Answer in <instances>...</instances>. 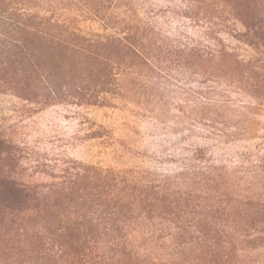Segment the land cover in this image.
Instances as JSON below:
<instances>
[{"label":"rangeland","instance_id":"374dc122","mask_svg":"<svg viewBox=\"0 0 264 264\" xmlns=\"http://www.w3.org/2000/svg\"><path fill=\"white\" fill-rule=\"evenodd\" d=\"M10 3L0 264H264V0ZM182 45L213 54L165 59ZM204 79L216 107L185 92Z\"/></svg>","mask_w":264,"mask_h":264},{"label":"trees","instance_id":"16d2710c","mask_svg":"<svg viewBox=\"0 0 264 264\" xmlns=\"http://www.w3.org/2000/svg\"><path fill=\"white\" fill-rule=\"evenodd\" d=\"M5 1L6 0H0V54H1V57L6 58L9 61L10 59H12L18 55H21L23 53L25 54V52L28 49V43H27L28 40H26L24 38L22 39V37L19 36V33H20L19 30H23V27L27 24L26 23L27 20L20 17V16H22L21 14H24V13L16 12L15 7L12 6L13 9H11V10L5 8V5L11 4L10 3L11 0L9 3L5 2ZM19 2H17L16 4H18ZM38 16L36 15L35 17H38ZM28 19H34V17L30 16V17H28ZM38 27H40V24L37 26L36 29H33L32 31H27L30 38L37 40V42L39 40H45V42H48L50 44V46H52V43H54L55 45H57L61 48H64V49L71 47V44H65L66 39H64V38H59V39L58 38H47L46 36H44L41 33V31H40V29H38ZM11 32H12V34H11ZM63 36L68 37V35L67 36L63 35ZM116 40H117V38H112V41H116ZM110 45H112V42ZM206 47L208 48V46H206ZM210 50H211V48L204 50L201 47H197V46L190 48L188 45H185V46L182 45L181 48L176 50V51H173V50L172 51L171 50L166 51L167 56H165V59L166 60L172 59L174 61L176 60L177 62L187 64L186 61L188 59L193 58L191 56L192 53L194 54L195 58L197 60H199L204 55L213 54V53H210V52H212ZM29 62L32 65L33 64L35 65V63H36V66L38 65L36 60L33 59V57L29 58ZM194 73H196L197 75L202 74V73H200V71L199 72L195 71ZM105 79H108L106 74H104V77H103V80H105ZM205 81H206V79L199 81V85L201 86L199 90L193 89V91L189 90V91H185V92H187L189 94H191L192 92L202 93V95H201L202 98L199 99L198 103L202 104L203 108L216 107L217 104H216V102H214L215 100H213V99L210 100V97H209L210 93L213 92L214 86L213 85H206ZM106 82L102 81V84H105ZM198 103H197V101H195L193 103L194 105H193L192 109L193 108L196 109L198 107ZM245 107H249V106L247 105ZM200 120H203V126L206 129H211V127H214L212 125L214 122V119L212 117L208 116L207 114L203 115V116L201 115ZM209 131L211 132V130H209ZM262 161L264 162V158L260 159V162H262ZM260 162L255 167L256 170H253V172H251V173L253 175H255L259 179V181L264 182V166L261 165ZM211 168L212 167H209L208 165H203V167H201L199 169L207 172V170L209 171Z\"/></svg>","mask_w":264,"mask_h":264}]
</instances>
